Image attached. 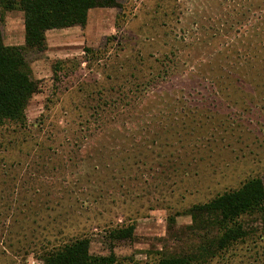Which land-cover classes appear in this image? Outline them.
Segmentation results:
<instances>
[{
	"label": "rangeland",
	"instance_id": "1",
	"mask_svg": "<svg viewBox=\"0 0 264 264\" xmlns=\"http://www.w3.org/2000/svg\"><path fill=\"white\" fill-rule=\"evenodd\" d=\"M117 2L26 55L39 88L0 127V264L75 239L106 264L190 254L193 206L264 186V0ZM0 32L23 45V14L0 10ZM242 221L196 264H264L263 222Z\"/></svg>",
	"mask_w": 264,
	"mask_h": 264
},
{
	"label": "trees",
	"instance_id": "2",
	"mask_svg": "<svg viewBox=\"0 0 264 264\" xmlns=\"http://www.w3.org/2000/svg\"><path fill=\"white\" fill-rule=\"evenodd\" d=\"M115 7H119L117 0H0V10L20 11L24 25V43L20 46L6 45L0 32V127L5 122L25 125V108L39 88L26 55L46 50V31L84 26L91 9ZM190 211L204 230L203 242L190 254L163 257L154 264L204 263L247 237L251 227L242 217H259L264 224L263 183L252 178ZM208 228H214L209 237ZM104 261L105 258L91 256L81 239L54 247L41 257L42 264H106Z\"/></svg>",
	"mask_w": 264,
	"mask_h": 264
},
{
	"label": "crops",
	"instance_id": "3",
	"mask_svg": "<svg viewBox=\"0 0 264 264\" xmlns=\"http://www.w3.org/2000/svg\"><path fill=\"white\" fill-rule=\"evenodd\" d=\"M69 28H71V27H69ZM66 29V28H65Z\"/></svg>",
	"mask_w": 264,
	"mask_h": 264
}]
</instances>
